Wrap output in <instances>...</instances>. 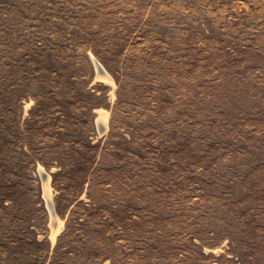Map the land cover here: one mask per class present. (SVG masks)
Masks as SVG:
<instances>
[{"label":"rangeland","instance_id":"rangeland-1","mask_svg":"<svg viewBox=\"0 0 264 264\" xmlns=\"http://www.w3.org/2000/svg\"><path fill=\"white\" fill-rule=\"evenodd\" d=\"M0 264H264V0H0Z\"/></svg>","mask_w":264,"mask_h":264},{"label":"bare ground","instance_id":"bare-ground-1","mask_svg":"<svg viewBox=\"0 0 264 264\" xmlns=\"http://www.w3.org/2000/svg\"><path fill=\"white\" fill-rule=\"evenodd\" d=\"M92 61H93V60H92ZM95 68H96V67H95ZM96 70H97V69H96ZM97 71L100 73V75H101L100 77L103 76L104 78H106V80H109V81L111 80V81H112V79H110V77L107 75V73H106L104 70H101V71L97 70ZM99 73H98V74H99ZM99 113H100V114H99L100 118L104 121V119H105V117H106V116H105V113H106V112L100 111ZM100 121H101V120H100ZM104 123H105V121H104ZM40 174H41V173H40ZM44 179H45V178H44ZM45 186L47 187V181L45 182ZM46 192H47V191H46ZM46 196H47V198H48L49 195H46ZM48 200H49V199H48ZM51 214H52V213H51ZM52 219H53V220H52ZM52 219H51V220L53 221V226H52V227H53V229L56 230L57 228H59V226H61V225H60L61 223H59V221H57L58 219H55L54 215H52ZM51 225H52V224H51Z\"/></svg>","mask_w":264,"mask_h":264},{"label":"water","instance_id":"water-1","mask_svg":"<svg viewBox=\"0 0 264 264\" xmlns=\"http://www.w3.org/2000/svg\"><path fill=\"white\" fill-rule=\"evenodd\" d=\"M92 60L94 62V65H95L96 69L99 70V71H101L102 68H101L100 64L98 63V61L95 60L93 57H92ZM47 203H48V205L50 204L49 201H47ZM49 207H50V205H49ZM50 211H51V207H50Z\"/></svg>","mask_w":264,"mask_h":264}]
</instances>
